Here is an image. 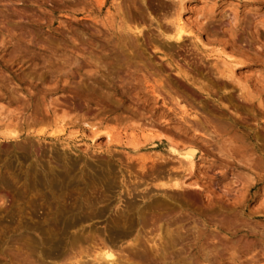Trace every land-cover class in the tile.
I'll return each instance as SVG.
<instances>
[{"label": "rangeland", "instance_id": "obj_1", "mask_svg": "<svg viewBox=\"0 0 264 264\" xmlns=\"http://www.w3.org/2000/svg\"><path fill=\"white\" fill-rule=\"evenodd\" d=\"M101 247L264 264V0H0V264Z\"/></svg>", "mask_w": 264, "mask_h": 264}, {"label": "bare ground", "instance_id": "obj_2", "mask_svg": "<svg viewBox=\"0 0 264 264\" xmlns=\"http://www.w3.org/2000/svg\"><path fill=\"white\" fill-rule=\"evenodd\" d=\"M175 25V24H174ZM175 30H176V33H177V38L178 39H180V37H181V35L182 34H184L183 32H184V30H183V28L181 27V24L179 23V24H177L176 26H175ZM8 134L9 135H11L12 137H15L16 135H17V133L16 132H8ZM107 136V138H110V135L109 134H107L106 135ZM134 147V146H133ZM170 150H171V152L173 153V154H175V155H177V156H179V158H181V160H183V161H185V162H188V163H192V159H193V153L192 152H186V153H184V154H181L178 150H176V149H174V148H170ZM184 162V163H185ZM53 175V174H52ZM49 176V175H48ZM43 181V180H42ZM49 183V182H48ZM81 219V218H80ZM65 221V220H64ZM79 221V220H78ZM69 223V222H68ZM74 224V223H73ZM76 225V224H75ZM71 227L73 228V226L71 225ZM75 228V227H74ZM74 238V237H73ZM72 238V239H73ZM70 239V238H69ZM109 239V238H108ZM79 240H81V239H79ZM138 241V240H137ZM136 241V242H137ZM75 242V241H74ZM109 242V241H108ZM56 244V243H55ZM71 244H73V243H71ZM74 244H76V242L74 243ZM104 244H107V243H104ZM111 244H113L114 245V240H111L110 241V245ZM52 246V245H51ZM134 246V248L133 249H136V248H138V244H135V245H133ZM84 247V246H83ZM92 247V246H91ZM103 247V246H102ZM101 247V248H102ZM85 248V247H84ZM107 248H109V247H104V249L102 248V250H98V251H100L99 253H97L94 257H93V260L95 261V262H97L96 264H120V262L119 261H122L121 260V258H119V256H117L116 258H115V254H113V251H111V249H113V248H111L110 250L109 249H107ZM131 248V249H132ZM56 249V248H55ZM58 249V248H57ZM78 249H80V248H78ZM82 249V248H81ZM86 249V248H85ZM84 249V250H85ZM123 249H125V248H123ZM132 249V250H133ZM51 250V249H50ZM77 251V250H76ZM136 251V250H135ZM140 251V250H139ZM120 252V251H119ZM128 252V251H127ZM60 253V252H59ZM63 253V252H62ZM72 254V253H71ZM74 254V253H73ZM77 254H79L80 255V253H77ZM89 254V253H88ZM122 254V253H121ZM119 255V254H118ZM129 255V254H128ZM130 256V255H129ZM83 257V256H82ZM128 257V256H127ZM124 258V257H123ZM135 259V258H134ZM130 260V259H129ZM134 261H136V260H134ZM144 261V260H143ZM69 262V261H68ZM99 262V263H98ZM119 262V263H118ZM127 262V261H126ZM87 263V261L84 263H78V262H73V263H71V264H86ZM124 263V262H123ZM70 264V263H69ZM88 264H89V262H88ZM125 264V263H124ZM134 264V263H133Z\"/></svg>", "mask_w": 264, "mask_h": 264}]
</instances>
